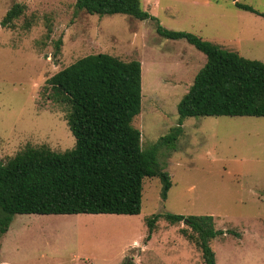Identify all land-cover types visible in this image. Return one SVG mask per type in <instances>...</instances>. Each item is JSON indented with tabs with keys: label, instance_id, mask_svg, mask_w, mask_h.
<instances>
[{
	"label": "rangeland",
	"instance_id": "rangeland-1",
	"mask_svg": "<svg viewBox=\"0 0 264 264\" xmlns=\"http://www.w3.org/2000/svg\"><path fill=\"white\" fill-rule=\"evenodd\" d=\"M236 0H142L155 18L90 14L76 0H0V162L27 145L72 149L68 106L48 79L79 58L107 52L142 62V110L133 120L148 149L178 125V104L207 56L164 28L194 32L264 62V16ZM264 12V0H238ZM17 2L14 27L1 21ZM51 26L52 31H48ZM62 39L55 55L56 41ZM173 180L166 199L159 176L144 178L139 214L18 213L0 236L1 264H205L166 213L213 215L216 264H264V116H191L177 147L159 149ZM159 214L153 228L148 219Z\"/></svg>",
	"mask_w": 264,
	"mask_h": 264
},
{
	"label": "trees",
	"instance_id": "trees-1",
	"mask_svg": "<svg viewBox=\"0 0 264 264\" xmlns=\"http://www.w3.org/2000/svg\"><path fill=\"white\" fill-rule=\"evenodd\" d=\"M236 5L264 16L249 4ZM90 14L125 13L140 20L155 19L142 0H76ZM26 5L15 3L3 17L14 27ZM171 39L185 38L207 56L188 92L178 104L179 122L150 148L142 146V133L133 120L142 110V62L123 60L99 52L85 55L48 79L53 100L68 106L67 122L76 145L65 151L27 145L0 162V236L7 233L15 214L116 213L139 214L144 178L159 176L162 196L173 185L158 159L162 147L175 149L184 119L191 116H264V62L204 39L194 32L164 28ZM51 32V26L48 27ZM62 39L56 41L55 55ZM170 223L184 222L182 234L202 251L205 264H216L212 240L225 230L216 229L213 215L166 213ZM159 214L148 219L153 228ZM1 264V263H0ZM122 264H135L124 261Z\"/></svg>",
	"mask_w": 264,
	"mask_h": 264
}]
</instances>
